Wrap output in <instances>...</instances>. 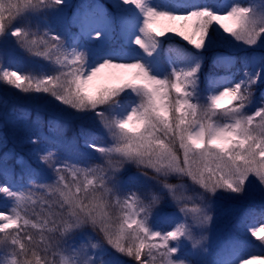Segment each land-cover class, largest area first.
<instances>
[{
	"label": "snow or ice",
	"instance_id": "1",
	"mask_svg": "<svg viewBox=\"0 0 264 264\" xmlns=\"http://www.w3.org/2000/svg\"><path fill=\"white\" fill-rule=\"evenodd\" d=\"M13 44L50 68L0 60V85L48 97L51 135L0 114L33 145L0 151V264H264V0H0ZM223 197L260 207L213 243Z\"/></svg>",
	"mask_w": 264,
	"mask_h": 264
},
{
	"label": "trees",
	"instance_id": "2",
	"mask_svg": "<svg viewBox=\"0 0 264 264\" xmlns=\"http://www.w3.org/2000/svg\"><path fill=\"white\" fill-rule=\"evenodd\" d=\"M83 2H87L86 0H71V3L73 5H78ZM93 2V0H92ZM101 3H107V0H100ZM71 11V9H69ZM35 30V28H34ZM15 39V38H14ZM176 42L181 44H186V42L180 40L178 37L173 38ZM16 52V56H11L9 53V50L7 52L5 49L0 48V60H3L4 62H8L9 60L12 62L11 66L15 67L16 65H19L22 71H29L34 70L38 71L40 68H43L45 70H48L50 68V65L48 62L42 60L41 58L37 57H31L26 52H24L22 49H20L18 46ZM190 47V46H189ZM18 54L20 55V58L18 57ZM209 59L205 61V64L210 61ZM237 57L240 56V54L236 55ZM205 69V65H204ZM203 69V70H204ZM48 97H39V96H33V95H24L19 93L18 91L9 88L8 86L0 85V114H2L4 111L11 109L12 107L22 108L26 109L27 111L31 112L33 120L37 119L38 115L44 117V124L43 125H32V127L35 129L39 127L45 135H51L47 131V121L49 119L50 115V108L46 104L48 101ZM7 103H10L9 105H6ZM43 108V110H42ZM79 121H73L67 124V127L64 128V122L61 121V135L60 139H62L65 143H71L73 144V141L77 145H79V128H80ZM88 126V125H85ZM93 131H98V129L93 128ZM0 136H6L7 137V148L6 149H0V151H12L16 154L20 153V155L25 156V158H28V153L30 149L33 147V145L27 143L26 139V132H21L19 134V131L15 129L12 125H4L2 120H0ZM45 146V143L41 146ZM72 147V146H71ZM73 154H76V152L71 149L70 155L73 156ZM93 160L92 157L88 159V161ZM10 164H13L14 161H9ZM17 171L19 169L17 168ZM135 168H130L127 170L128 173H135ZM146 189H141V191H145ZM258 209V208H257ZM258 223L260 222L259 217H257ZM254 239V238H253ZM255 243H259L258 241H255Z\"/></svg>",
	"mask_w": 264,
	"mask_h": 264
},
{
	"label": "rangeland",
	"instance_id": "3",
	"mask_svg": "<svg viewBox=\"0 0 264 264\" xmlns=\"http://www.w3.org/2000/svg\"><path fill=\"white\" fill-rule=\"evenodd\" d=\"M87 2H92V0H86ZM69 3H71V0H69ZM73 5V4H72ZM14 40V38H13ZM9 53L11 56H16V50L17 47L16 45H12L9 47ZM259 51V50H257ZM251 50H246V51H236L233 53L234 55L240 54V56H243L245 54H250ZM239 56V57H240ZM18 57L20 58V55L18 54ZM211 70L210 68V61H208L205 64V69L203 70V73H207ZM6 105L10 106V103H7ZM43 110V108H42ZM19 131V134L21 132H26V130H22L19 128H15ZM68 145V149L64 152H62V155L69 160H78L80 163H86V162H93V163H99L98 156L99 154L97 153H92L91 156L87 158L79 157L77 154H73V156L70 155L71 149H72V144L71 143H66ZM42 147H52L51 143H45V146L43 145ZM13 149V148H12ZM11 149V151H12ZM20 155V153H18ZM92 157L93 160L88 161V159ZM19 186V185H17ZM248 207H253V208H259L260 207V201L259 200H232L227 197H223L218 199L217 204H216V209H215V216L216 220L213 226V231L211 233V239L213 243H216L218 238L221 236H226V235H232L235 234V230L233 228V225L235 223L236 218L239 215V211H236L237 209L243 210ZM256 222L258 223V219L256 218Z\"/></svg>",
	"mask_w": 264,
	"mask_h": 264
}]
</instances>
